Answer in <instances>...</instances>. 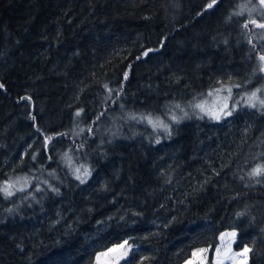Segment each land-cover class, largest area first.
Segmentation results:
<instances>
[{"label":"trees","instance_id":"16d2710c","mask_svg":"<svg viewBox=\"0 0 264 264\" xmlns=\"http://www.w3.org/2000/svg\"><path fill=\"white\" fill-rule=\"evenodd\" d=\"M211 2L0 0V182L31 184L0 193V264H94L126 240L121 264H184L201 248L210 264L227 231L236 251L252 248L248 264H264V184L246 176L264 152V114L238 107L214 121L190 111L170 136L129 118H166L218 80L249 78L246 15L227 19L243 0ZM105 83L123 87L115 104ZM66 152L90 170L84 183Z\"/></svg>","mask_w":264,"mask_h":264},{"label":"snow or ice","instance_id":"6c2138e0","mask_svg":"<svg viewBox=\"0 0 264 264\" xmlns=\"http://www.w3.org/2000/svg\"><path fill=\"white\" fill-rule=\"evenodd\" d=\"M217 0H212L211 3L207 4V8H213ZM255 14V15H254ZM246 15V22L242 24V28L246 31V35L248 36V43L251 45L250 52L255 53V56H249V59H255L256 64L252 69L251 75L244 82H236L233 81L231 77L228 78L227 81L218 80L216 83L218 87L213 86L212 90L209 91L206 95L208 97L215 96V99L211 104L207 99H204L200 102H189L188 107L192 109L193 114H197V110L199 113V118L204 119L205 116L214 120H221L222 118L229 117L237 110L238 107H246L250 109H256L261 114H264V32L256 34L254 32L255 29H264V0H243V2L236 4L235 9L230 12L228 16V20H231L235 17H243ZM257 17L259 19H257ZM249 25H252V28H249ZM253 37L260 42V47L257 49V44L253 43ZM159 50V49H157ZM153 51L152 49H147L143 52V56L147 57L149 52ZM141 57H136V59H140ZM131 70V66H128V71L123 72V80L126 81L128 79L129 71ZM257 79L261 81L259 86L253 85L252 90H248L247 86L249 84H253V80ZM103 87L108 92V99L112 101L113 104L119 99L120 93L123 92V87L119 89L109 88L107 83L103 84ZM0 88H3V84H0ZM242 89V92H237L235 94V98L233 95V89ZM115 91L116 99L112 98V93ZM204 95V94H201ZM25 99H31L30 97H26ZM195 99V98H194ZM231 103V106H230ZM120 107L123 108L124 105L120 104ZM174 109L179 110L182 113V116H177L175 112L170 108L169 112L166 113V118L168 122H166V118H162L161 116H153L151 113L148 114H140L139 116L132 114L130 115V119L138 120L142 122H146L151 125L154 130H162L167 133L169 136L171 135V125L172 123L179 124L181 120L185 117L189 116V112L185 110L184 107L181 106L180 103H176ZM83 109L76 111V117H80ZM104 115L101 112L96 116V120L100 119V116ZM31 119L33 121L36 120L35 116H32ZM95 120L93 124H95ZM37 132H41V129L37 127ZM83 131V129H81ZM89 132L92 131V128L89 127ZM58 136H68L67 132L65 133H57ZM54 137L52 136H44V147L46 148L48 143L52 141ZM159 143V139L156 141ZM83 145H79V148H82ZM72 149H69L71 152ZM51 160V156L47 157ZM31 159L33 161L36 160V155H32ZM62 159L65 161L66 166L73 169V174L75 178L79 180L81 183L85 182V178L90 175V170L86 168L83 164L79 166H74L73 157L69 155L68 152L64 153ZM257 162L253 164V166L246 172V176L249 178L250 183L254 184H264V152L259 153V156L256 158ZM83 169V171H82ZM49 175H54V173H49ZM245 176L241 175L240 179L244 180ZM44 183H48L44 181ZM28 187H31L29 177H8L7 179L0 182V193L3 194L5 199H9L16 195L17 192H25ZM51 191L59 193V189L53 187L51 184L48 185ZM35 191H41V189L37 186ZM6 211L11 213L13 211L12 208H8ZM238 216H244L245 213L241 212L237 214ZM225 236L231 237L232 240H235L237 233L235 231L230 233H225L220 236V241L223 242ZM241 251H233L231 242L227 245L221 243L214 250V258L213 264H248L249 261V253L252 252V248L247 246H241ZM131 250V245H129L128 241H124L122 244L117 245L115 248H108L105 251H101L95 255L94 264H120V260L124 259L128 256L129 251ZM209 252L208 248H201L195 252L191 253V256L194 258L192 261H189L188 264H208L207 253ZM131 264V262H130Z\"/></svg>","mask_w":264,"mask_h":264},{"label":"rangeland","instance_id":"374dc122","mask_svg":"<svg viewBox=\"0 0 264 264\" xmlns=\"http://www.w3.org/2000/svg\"><path fill=\"white\" fill-rule=\"evenodd\" d=\"M218 87V86H217ZM237 92H241V89H233V95H234V98H235V94L237 93ZM204 99H207L208 101H209V104H211L212 102H213V100L215 99V96H212V97H208L207 95H205L204 96V98L202 99V100H204ZM201 100V101H202ZM230 106H231V103H230ZM182 107H184L185 108V110L186 111H188L189 113H190V111H192V109L190 108V107H185V106H182ZM174 112H175V114L177 115V116H182V113L179 111V110H174ZM207 117V116H206ZM209 118V117H208ZM225 118H227V117H225ZM187 119V117H185V118H183L182 120H181V122L182 121H184V120H186ZM222 119H224V118H222ZM221 119V120H222ZM212 120H214V119H212ZM221 120H219V121H221ZM214 121H217V120H214ZM172 124H174V123H172ZM149 125V124H148ZM151 126V125H150ZM160 131H162V130H160ZM163 132V131H162ZM166 135H167V133H166ZM230 232H233V231H227V232H225V233H230ZM225 233H223V234H225ZM236 238H237V236L235 237V240L233 241L232 240V238L231 237H228V236H225V239H224V241L223 242H221L220 241V244L221 243H223L224 245H227L228 243H230L231 242V246H232V249H233V251H236L235 249H234V245H235V242H236ZM115 247H117V246H115ZM115 247H113V248H115ZM131 248H132V246H131ZM198 249H196V250H194L193 252H195V251H197ZM206 255H208V253L206 254ZM126 258V257H125ZM124 258V259H125ZM124 259H122V260H120V264L122 263V261L124 260ZM194 258L193 257H191L188 261H186L184 264H188V262L189 261H192ZM209 264V263H208ZM210 264H213V262L212 263H210Z\"/></svg>","mask_w":264,"mask_h":264}]
</instances>
